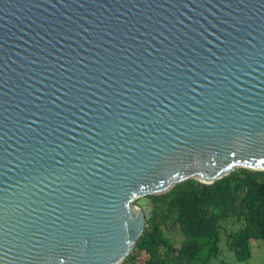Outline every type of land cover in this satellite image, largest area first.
Wrapping results in <instances>:
<instances>
[{"label": "water", "instance_id": "obj_1", "mask_svg": "<svg viewBox=\"0 0 264 264\" xmlns=\"http://www.w3.org/2000/svg\"><path fill=\"white\" fill-rule=\"evenodd\" d=\"M264 172V0H0V264H122L138 199Z\"/></svg>", "mask_w": 264, "mask_h": 264}, {"label": "trees", "instance_id": "obj_2", "mask_svg": "<svg viewBox=\"0 0 264 264\" xmlns=\"http://www.w3.org/2000/svg\"><path fill=\"white\" fill-rule=\"evenodd\" d=\"M145 201H136L146 216L144 231L122 264H136L141 255L143 264H214L222 223L230 219L240 223L236 232L226 233V246L237 261L250 258L251 240L264 244L262 171L235 169L209 185L187 180ZM165 230L178 231L187 240L177 246Z\"/></svg>", "mask_w": 264, "mask_h": 264}, {"label": "rangeland", "instance_id": "obj_3", "mask_svg": "<svg viewBox=\"0 0 264 264\" xmlns=\"http://www.w3.org/2000/svg\"><path fill=\"white\" fill-rule=\"evenodd\" d=\"M137 201L140 202V204H145V198L138 199ZM240 223L237 222V220H227L226 222L222 223V230L220 231V235L218 238V246L220 249V252L216 258V261L214 264H217L221 261H225L228 264H264V244L263 242L259 240H251L250 241V258L244 261H237L236 257L234 255V251L228 249L226 246L228 240L226 233L236 232ZM165 233L167 237L172 241L174 244L179 246L181 243L185 242L187 239L178 231H167L165 230ZM225 234V235H224ZM205 250L202 253V256L205 254ZM145 260V257L141 255L138 257L135 261L136 264H143Z\"/></svg>", "mask_w": 264, "mask_h": 264}]
</instances>
